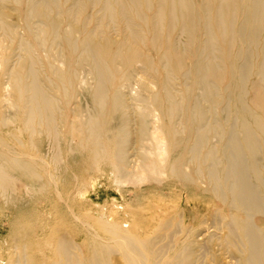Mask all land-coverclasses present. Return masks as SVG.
<instances>
[{
  "label": "bare ground",
  "instance_id": "bare-ground-1",
  "mask_svg": "<svg viewBox=\"0 0 264 264\" xmlns=\"http://www.w3.org/2000/svg\"><path fill=\"white\" fill-rule=\"evenodd\" d=\"M0 49V264H264V0H0Z\"/></svg>",
  "mask_w": 264,
  "mask_h": 264
},
{
  "label": "rangeland",
  "instance_id": "rangeland-1",
  "mask_svg": "<svg viewBox=\"0 0 264 264\" xmlns=\"http://www.w3.org/2000/svg\"><path fill=\"white\" fill-rule=\"evenodd\" d=\"M3 53L5 54L4 50ZM1 55L0 59L2 58ZM101 179H104V181ZM98 183L97 190L93 192L91 188L87 191L86 196H88L89 199H92V201H89L86 204V208L93 210H96L98 207H100L102 210L104 208L103 211H106V213L112 217L113 215H124V211L126 209L137 208L138 202L136 201V192L134 189H132L131 185H125L123 188H120L121 190H118L116 184H114L113 181L107 180L104 177L100 178ZM123 208H125L124 211ZM19 213L20 212H18V209L12 205L3 207L0 204V253L6 254L5 249L7 248V241H9L12 236H14V232L12 230L14 227L12 228V226L13 223L18 222L15 221V219L18 218L17 216ZM20 221L29 224L31 221H35V217H25L24 220Z\"/></svg>",
  "mask_w": 264,
  "mask_h": 264
}]
</instances>
